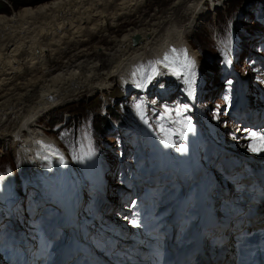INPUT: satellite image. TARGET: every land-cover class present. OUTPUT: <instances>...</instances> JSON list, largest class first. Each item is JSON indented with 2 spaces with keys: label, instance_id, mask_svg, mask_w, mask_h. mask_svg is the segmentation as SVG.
<instances>
[{
  "label": "bare ground",
  "instance_id": "obj_1",
  "mask_svg": "<svg viewBox=\"0 0 264 264\" xmlns=\"http://www.w3.org/2000/svg\"><path fill=\"white\" fill-rule=\"evenodd\" d=\"M150 1L153 0H52L37 8H21L13 15L0 16V153L8 148L21 156L20 179L26 190H38L37 199L32 196L34 211L51 200L66 211L67 206L69 209L66 190L72 187L66 180L71 170L67 164L70 157L60 142L52 141L38 130L37 121L51 116L82 94L101 95L120 86L134 90V95L138 92L147 95L151 91L150 83L160 79L186 84L194 100L195 89L202 80L201 65L189 39L222 7L215 0H170L161 11L156 9L151 15L141 17ZM119 28L123 32H117ZM182 52L186 53L187 61ZM165 54H170V61L175 62L169 67L157 65L160 74L146 82L153 59L163 60ZM142 62L146 65H141ZM187 62L191 65L184 66ZM160 97L161 101L167 99L165 95ZM261 159L264 161V157ZM186 160L196 175L202 174L193 166L191 157L187 156ZM259 160L251 163L259 164ZM4 188L2 198L10 201L11 195ZM108 198L114 197L108 195ZM69 199L70 203L77 200L73 194ZM202 200L203 213L207 214L209 206L213 217L208 215L205 227L217 218L223 219L213 203ZM191 201L183 202L182 208ZM108 206L110 212H115L112 203ZM226 213L235 215L238 211L233 208ZM188 223L178 216L174 237ZM78 251L85 253L86 249L80 246ZM230 263L227 250L223 260L213 264Z\"/></svg>",
  "mask_w": 264,
  "mask_h": 264
},
{
  "label": "rangeland",
  "instance_id": "obj_2",
  "mask_svg": "<svg viewBox=\"0 0 264 264\" xmlns=\"http://www.w3.org/2000/svg\"><path fill=\"white\" fill-rule=\"evenodd\" d=\"M51 1L0 0V16H10L21 8L33 9ZM164 1H150L146 4L143 14L139 12L142 14L141 17L151 15L156 9L161 11L171 3L170 0ZM215 3H218L220 8H222L216 16L209 18L199 27L193 37L189 39V44L190 48L195 52L198 64L201 65L200 71L202 74L201 72L200 74L203 81L199 94L201 108L204 109L205 114L212 115L214 117L212 119L218 121L224 129H229L228 132H232L233 128L237 127L236 121L233 119L234 111L237 110L243 100V94L241 93L240 95L242 90L240 77H244L241 76L242 72L245 76H249L247 79L249 81L244 83V88L247 87L248 90L246 103L249 104L247 101L249 99V105L253 104V102H258V106L264 107V95H259L257 93L259 88L256 89L254 87L255 78L258 79V83L261 82L264 85V0H215ZM123 30L119 28L117 32H123ZM223 44L230 48L238 60L236 62L238 68L236 71L239 72L238 77L232 75L234 70L231 69L228 56L221 47ZM230 57L231 55H229ZM144 64L143 62L141 63V65ZM162 83L160 81L159 85ZM199 85L200 83L198 82ZM208 87L211 88L210 91L207 89ZM160 90L157 93H160ZM173 92L177 105L188 114V118L191 120L193 118L191 113L193 109L186 92H184V88L181 86L175 87ZM132 94L126 96L124 89L120 86L114 87L111 91L101 95L82 94L70 102L69 105L54 111L51 116L43 118L41 121L39 119V121L36 120L40 122L38 123V130H42L48 135H46L47 138H51L52 141H56L58 144L60 142L65 147L69 156L75 162L80 187L87 184L85 192L95 198L96 202H98V207L102 199L100 190L103 192L101 186L97 187L99 181H95V178H98V172L104 171L103 165L108 167L107 163L110 165L116 163L111 170V174H113L115 168L126 164L125 159L123 160L122 157H126L128 154H130L131 160H133V157L134 159L140 158L139 166L143 167V170L146 166H156L161 157L160 163L166 164L162 172L165 178L159 180L164 181L160 184L161 192L165 196H168L171 192L179 196L185 191L182 172L178 167L176 171L168 169V163L175 161L173 159L174 153L164 149L161 144H157L156 142L159 139L154 137L155 135H153V140L149 141V127H152V123L148 126L149 117L140 102L139 95ZM232 97H237L235 101L236 107L233 110L231 108L234 105L235 98ZM138 105L139 108L137 107ZM115 110L119 111V117L112 115V111ZM142 116L143 118H141ZM153 116L151 114L158 133L160 132L163 137L165 136L168 139H170V135L175 138L172 129L167 126L166 122L159 115L155 114ZM245 116L246 113L244 114ZM104 117H107L110 126L105 125L104 131L99 133L98 126H100L101 120L105 119ZM192 129L195 130L197 135L200 134V132L198 134L196 131L195 124H192ZM246 138L250 139L249 132L246 133V130H242L240 137L236 140L242 143V148H247L246 142L249 140L245 142ZM208 149L212 151L209 156L212 158L211 162L215 167H218L217 163L222 157L221 154L212 149V147ZM256 153L258 155V152ZM259 155L264 157V152H259ZM225 162L226 160L221 161L222 168ZM137 168L138 166L134 167L135 171L138 170ZM222 168L219 169L220 172ZM22 169L23 164L19 154H14L8 148L0 153V192L4 187V190L8 189L9 192H11V187H13L15 195H17L18 190L24 191L25 184L20 179ZM31 174L33 173L30 172ZM109 179L112 181L110 177ZM122 179L121 177L120 179L116 177L110 182L109 190L114 198L118 187L123 188L126 185L125 179ZM88 181L95 185L90 184ZM33 182L36 184L35 181ZM37 191L35 188L34 191L32 189V192L27 190V194L21 200L19 206L21 208L24 205L26 211L23 215L24 218L28 214L29 216L38 215L47 206L51 205L50 201H46L43 204L40 203L41 208H36V211H34L32 198L36 196L35 199H37ZM85 205L91 211L94 210L93 201L88 195L85 199ZM53 206L54 209L50 216L54 219V224H58L61 212L55 205ZM7 228L18 240V236L22 234V231L16 229L14 225H7ZM1 236L2 234L0 233ZM66 236L67 233L63 232V237L66 238ZM15 245L17 246V244ZM55 247L56 245L53 246V248ZM50 250L44 249V252H50Z\"/></svg>",
  "mask_w": 264,
  "mask_h": 264
},
{
  "label": "snow or ice",
  "instance_id": "obj_3",
  "mask_svg": "<svg viewBox=\"0 0 264 264\" xmlns=\"http://www.w3.org/2000/svg\"><path fill=\"white\" fill-rule=\"evenodd\" d=\"M173 53L176 52L175 49L172 50ZM181 55L184 56V60L187 61V55L186 53L182 52ZM175 59H178L175 58ZM175 60L170 61V54H165L164 59L163 60H156L153 61L150 65H149V74L146 77V82H150L152 79H154L155 75H159V71L157 69V65H163L164 67H169L170 63H174ZM191 62H187V64H185L184 66H190ZM140 71V70H138ZM136 73H134L133 75H135ZM139 108V105L137 106ZM167 109H165V112L167 113ZM168 115H171L170 113H168ZM177 115H179V113H177ZM143 118V116L141 117ZM161 119H164V117H161ZM188 130L192 131V128L190 126H188ZM251 137L253 138V142L249 145V150L253 151V152H264V135H260L259 137H257L256 133H251L250 134ZM182 136V134H181ZM257 142H259V147L256 146ZM164 143L167 145L170 143L169 140H165Z\"/></svg>",
  "mask_w": 264,
  "mask_h": 264
},
{
  "label": "trees",
  "instance_id": "obj_4",
  "mask_svg": "<svg viewBox=\"0 0 264 264\" xmlns=\"http://www.w3.org/2000/svg\"><path fill=\"white\" fill-rule=\"evenodd\" d=\"M235 61H236V62L238 61L237 58H235ZM112 113H113V114H112L113 116H118V117H119V114H118L119 111L115 110V111H112ZM104 118H105V117H104ZM104 118H103V119H104ZM105 125H107L108 127L110 126L107 117H106L103 121L101 120V122H100V126H98V131H99V133H101L102 131H104V126H105Z\"/></svg>",
  "mask_w": 264,
  "mask_h": 264
},
{
  "label": "water",
  "instance_id": "obj_5",
  "mask_svg": "<svg viewBox=\"0 0 264 264\" xmlns=\"http://www.w3.org/2000/svg\"><path fill=\"white\" fill-rule=\"evenodd\" d=\"M137 40H138V36L135 37V41H137Z\"/></svg>",
  "mask_w": 264,
  "mask_h": 264
}]
</instances>
